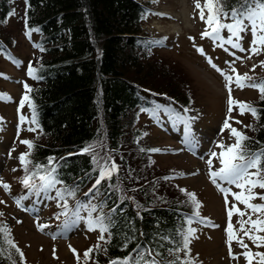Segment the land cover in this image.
<instances>
[{
  "label": "trees",
  "instance_id": "obj_1",
  "mask_svg": "<svg viewBox=\"0 0 264 264\" xmlns=\"http://www.w3.org/2000/svg\"><path fill=\"white\" fill-rule=\"evenodd\" d=\"M10 1L0 0V25L12 12ZM17 3L20 5L17 17L24 30L25 21L29 29H39L33 32L37 37L35 43L46 49L41 52L36 48L40 55L32 63L41 79L26 82L33 90L29 95L39 125L37 137L30 140L35 147L28 157L32 161L29 170H34L36 164L47 166L48 158L53 157L57 178L63 182L56 187L75 189L74 197H66L68 205L77 202L96 205L98 211L92 213L93 218L101 211L107 216L113 208L117 210L111 216L114 227L110 228V242L99 241L101 250L90 254L88 264H109L112 259L127 256L137 245L153 248L163 253L164 259H171L165 249L174 245L160 236L179 241L178 230L189 227L185 221L191 216L188 212L191 205L175 186H164L166 173L152 172V152L140 151L151 148L135 142L141 135L135 123L137 113L153 109L157 100L173 99L185 107L191 103L187 86L183 79L177 78L178 72L152 55V50L159 46L155 42L160 39L142 32L145 2L17 0ZM224 3L229 9L236 0ZM7 40L0 36V53L14 60L3 44ZM161 78L163 82H157ZM261 78L264 80V76ZM252 107L257 109L259 119L253 117L249 131L244 133L250 138L246 142L250 150L260 151L264 149V100L260 93ZM29 110L32 119L33 112ZM102 140L105 141L102 150L99 147L93 150L100 156L108 151V155L101 157L115 159L119 172L90 192L98 172L94 171L91 155L82 153V149ZM261 192L264 195V189ZM105 238L108 239L107 233ZM128 238L131 241L124 248ZM97 243L98 240L90 248ZM180 255L183 258V252ZM14 259L20 264L18 256L14 255ZM0 264L8 262L5 259Z\"/></svg>",
  "mask_w": 264,
  "mask_h": 264
},
{
  "label": "rangeland",
  "instance_id": "obj_2",
  "mask_svg": "<svg viewBox=\"0 0 264 264\" xmlns=\"http://www.w3.org/2000/svg\"><path fill=\"white\" fill-rule=\"evenodd\" d=\"M141 1L146 5L145 18L141 24L142 32L160 39L159 46L152 50V55L178 72L177 78L183 79L187 86L191 104L190 107H185L180 106L173 99L170 102L157 100L153 109L140 110L136 116L135 126L140 128L141 135L135 142L140 147L161 149L160 152L150 153L152 172L166 173V176L175 177L164 180V186L172 185L178 190L183 188L195 193L201 204L200 216L206 218V221L191 224V227L196 229L195 238L189 245L195 264H247L245 258L240 255L246 249L241 248L235 240L232 242V252L238 259L229 258L228 246L225 243L227 215L224 197L208 177L206 160L212 151L217 153L220 151L214 142L223 141L228 145L234 143V138H229L228 130L220 134L227 115L228 91L224 87L223 77L209 64L207 58H211L212 63L218 68L234 75L226 62L234 60L231 53L235 52L236 56L243 59L237 60L232 67L239 74L247 73L259 82L264 76V65L261 64L264 62V52L252 55L249 59V53L239 52L230 45L221 48L209 38L201 39L205 24L199 18V11L194 8V0ZM200 2L203 4L204 0ZM10 6L12 12L0 25V36L2 39L8 38L3 44L15 58L12 60L0 53V74H2L0 93L7 94L0 98V179L11 186V191L6 193L0 187V200L5 202L0 203V212L4 213L0 216V223H6L11 230V238L24 253L26 264H77L76 256L71 249L76 250L81 257L80 264H84L83 253L95 244L99 235L98 230H87L88 210L81 209L79 216L83 219H77L73 215H61L63 209L58 206L55 190L42 191L39 195H28V190L20 183L24 169L18 157L28 151L27 146L20 141L31 140L37 137L38 132L28 131L29 128L35 127L30 123L31 112L27 102L22 109H19V102L25 92L24 84L31 80L27 75L28 65L40 54L33 47L37 37L33 33L31 39L26 37L23 24L17 17V12H20L19 3L17 0H11ZM222 35L227 39L229 33L225 30ZM241 36L243 48L248 49L252 40L251 32L241 33ZM189 37H193L194 40H190ZM196 48H203L205 55L197 52ZM225 48L228 50L226 51ZM157 82L162 83L163 78ZM258 93V89L245 87L241 90L233 85V98L251 106ZM231 115L232 127L247 133L249 127L245 126L252 125L253 122L251 113L240 115L238 108H234ZM20 116L26 118L24 123L20 122ZM99 145V149L102 150L105 141L102 140ZM93 152L96 153L95 150ZM103 154L108 155L109 152H103L101 156ZM219 167V161L214 159V170ZM194 172L197 174L193 175ZM180 173L184 175L181 176ZM231 190L240 191L235 186H231ZM261 190L256 188L253 191L261 194ZM22 196L27 198L21 201L22 207H17L14 197ZM228 199L229 207L236 203L246 212L243 219L247 220L249 216L256 219L260 215L246 209L231 195ZM251 202L260 204L261 200L257 198ZM59 203L62 204L63 201ZM68 206L69 209L75 210L76 205ZM188 212L192 216V205ZM260 218L264 219V215H260ZM193 219L195 220L194 217ZM239 219L241 217L238 215L232 218L236 229L240 227L237 223ZM38 224L48 227L40 231ZM257 234L264 236V232ZM237 236L243 237L244 243L253 253H264V247H256L242 232H237ZM258 260L259 257H255L253 264H258Z\"/></svg>",
  "mask_w": 264,
  "mask_h": 264
},
{
  "label": "snow or ice",
  "instance_id": "obj_3",
  "mask_svg": "<svg viewBox=\"0 0 264 264\" xmlns=\"http://www.w3.org/2000/svg\"><path fill=\"white\" fill-rule=\"evenodd\" d=\"M194 8L199 11V18L205 24V29L201 32V39L209 38L214 44L221 48L225 45H230L231 48L236 49L239 52L249 53V59L252 55L264 52V0H236V4L229 9L225 8L224 0H204L203 4H201L200 0H194ZM25 25V35L29 39H31L33 32L40 31L37 28L29 29L27 27V21H25ZM225 30L229 33L227 39H225L222 35ZM248 31L251 32L252 40L249 48L244 49L241 44V33H247ZM189 39L194 40L193 37H189ZM155 43L160 42L157 41ZM33 47L39 49L41 52L46 51V49L39 44H33ZM196 50L201 55H205L203 48H196ZM225 50L227 51L228 49L225 48ZM231 54L233 55L234 60L226 63H228L229 68L234 75H230L224 70L218 68L212 63L211 58H207L209 64L223 77L224 87L228 91L227 115L220 129V134L222 135L225 130H228L229 138H234V143L228 145H226L223 141L214 142L215 146L219 148L220 151L218 153L212 151L206 160L208 165V177L210 182L220 193L223 194L224 197L227 215V227L225 228L227 239L225 243L228 246L229 258L238 259V257L232 252V242L235 240L241 248L246 249L240 255L245 258L247 264H253V259L255 257H259L258 264H264V253H253L248 248V245L244 243L243 237L237 236V232H242L243 235L248 237V239L251 240L256 247H264V236L257 234L264 232V219L260 218V215H264V203L255 204L251 202L257 198L264 200V195L254 193L253 191L256 188L264 189V149H261L260 151H251L249 146L246 144L250 138L244 132L232 127V124L230 123V120H232L231 114L234 111V108H238L240 115L250 112L254 118L259 119L256 108L246 102L237 101L233 98V85L241 90L245 87L258 89L261 95V100H264V80L257 82L247 73L243 75L239 74L237 70L232 67V65L237 60H242L243 58L236 56L235 52H232ZM261 64L264 65V62H261ZM36 72L37 69L34 68L30 62L27 68V75L35 80L41 79V77L36 75ZM24 88L25 94L19 102V109H22L26 102L28 103V107L33 112L30 123L36 125V127L29 128L28 131L34 132L37 130L39 125L35 118V105L29 95V93L33 90L26 83L24 84ZM5 96H7V94L0 93V98ZM8 99H10V97ZM25 121L26 118L24 116H20V122L24 123ZM235 122L241 123V121ZM245 127H251V125ZM20 143L26 145L29 149L28 152L21 153L18 157L20 165L26 173L22 178H20V183L28 190V195H39L42 191L49 192L51 190H55V198L58 201V206L63 209L60 213L61 215H73L77 219H83L79 216L81 209L88 210V218L86 220L87 230H98L100 233L97 245H95L94 248L87 249L83 253L84 264H88V261L91 259L90 254L94 251L101 250V244L99 241H103L104 243L110 242L112 235L110 228L114 227V224L111 221V216L114 215L117 210L113 208L107 216L101 211L100 215L93 218L92 213L98 211V207L96 205L77 202L74 211L69 209L66 197H74L75 189H60L56 187L57 184H61L63 182L57 178V166L54 164V158H48L47 166L36 164L34 166V170L30 171L28 165L31 164L32 161L29 160L28 157L31 155V150L35 147V145L30 140H22ZM99 146V143H95L82 149V153H88L91 155L92 162L95 165L94 171L98 172L95 184L93 185V188L89 190L90 192L97 190L102 181H111L113 176L119 172V166L115 163L111 156L101 157L98 153L93 152V149ZM140 151L160 152L161 149L141 148ZM214 159L218 160L220 165V167L215 170L213 168ZM13 171H16V169H13ZM192 174L196 175L197 173L194 172ZM179 175L183 176L184 174L180 173ZM173 178L175 177L166 176L163 179L169 180ZM37 181H39V183H37ZM109 186L117 187L115 185ZM231 186H235L240 189V191L233 192L231 190ZM0 187H2L6 193H10L11 191V186L5 183L2 179H0ZM180 191L188 197V202L193 206V212L192 216L188 217L185 221L189 227L182 231L178 230L177 232L180 236L179 241L171 240L168 236H160L161 240L174 245L173 247L165 249L167 255L171 257V259H164L163 253L156 251L153 248H145L141 245H137V247L134 248L127 256L112 259L109 264H195V261L191 257L189 245L191 244L192 239L195 238L196 229L191 227V224L194 222H205L206 218L200 216L199 209L201 208V204L197 200L196 194L188 192L183 188H181ZM229 195H231L236 202L243 204L246 209H250L252 213H258L260 215H258L256 219H252L251 216H249L247 220L243 219L246 212L242 211L236 203H233L231 207H229ZM26 198L27 196L19 198L14 197L17 207H22L21 201ZM123 199L125 198H122V200ZM127 199L133 198L127 197ZM60 201H63V203L60 204ZM0 203L5 202L0 200ZM100 207L102 208L103 205ZM136 207L140 208L141 205L137 203ZM3 215L4 213L0 212V216ZM137 215L139 216V212ZM234 215L241 217V219L237 221L240 225L239 229H236L232 223ZM246 225L249 227H245ZM212 226L216 227V225ZM37 227L38 230L43 231L48 226L38 224ZM106 233L108 235V239L105 238ZM141 235H143V233H141ZM130 241L131 238L126 239L123 247L127 248ZM5 245H7V248H5ZM160 247H163V245H160ZM11 250H14V252ZM71 251L76 256L77 264H80L81 257L79 254L76 253L75 249H71ZM103 251L106 252L107 249L104 248ZM181 252L184 254L183 258L180 255ZM14 255L19 257L20 264H26L24 253L11 238V230L8 228L6 223H0V261H4L6 259L8 264H17V260L14 259ZM53 256L55 258V249L53 250ZM157 257H161V259H157Z\"/></svg>",
  "mask_w": 264,
  "mask_h": 264
}]
</instances>
